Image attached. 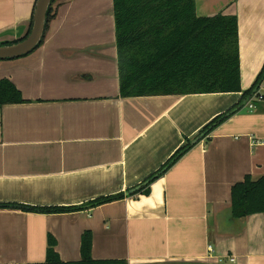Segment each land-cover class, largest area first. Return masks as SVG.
<instances>
[{
    "label": "crops",
    "instance_id": "obj_1",
    "mask_svg": "<svg viewBox=\"0 0 264 264\" xmlns=\"http://www.w3.org/2000/svg\"><path fill=\"white\" fill-rule=\"evenodd\" d=\"M35 3L0 0V44L25 36ZM51 8L42 43L0 59V79L24 100L0 106V205L125 196L61 213L0 206V264L44 262L50 236L61 261L79 260L87 230L94 260L264 264V213L235 218L230 196L245 176L264 175L262 106L245 105L200 139L242 92L121 97L113 1L55 0ZM195 10L236 17L240 86L250 88L264 65V0H195ZM186 139L192 147L148 193L137 192Z\"/></svg>",
    "mask_w": 264,
    "mask_h": 264
},
{
    "label": "trees",
    "instance_id": "obj_2",
    "mask_svg": "<svg viewBox=\"0 0 264 264\" xmlns=\"http://www.w3.org/2000/svg\"><path fill=\"white\" fill-rule=\"evenodd\" d=\"M54 1L47 9L44 31L35 48L43 41L47 24L53 16L51 5ZM112 1L121 97L242 92L236 105L217 115L200 130L197 136L202 139L244 107L264 83L263 65L250 88L241 89L237 19L234 15L198 16L195 0ZM31 26L32 18L24 37L0 45L21 41L29 34ZM23 101L20 91L9 79H0V106ZM255 104L261 108L260 103L255 101ZM191 147L190 140L186 139L182 147L145 179L146 184L137 192L148 193L149 184ZM124 196V193L108 195L78 206H0L45 214L61 213L101 205ZM230 196L233 217L264 213V175L255 180L245 176L231 187ZM54 244L50 236L44 262L23 264H127L124 260H94L91 256L92 233L89 230L81 236L79 260L61 261Z\"/></svg>",
    "mask_w": 264,
    "mask_h": 264
},
{
    "label": "water",
    "instance_id": "obj_3",
    "mask_svg": "<svg viewBox=\"0 0 264 264\" xmlns=\"http://www.w3.org/2000/svg\"><path fill=\"white\" fill-rule=\"evenodd\" d=\"M51 1L52 0H36L29 34L21 41L8 45H0V59L20 57L29 53L38 45L44 31L46 12ZM234 111L235 109L230 113ZM139 187L140 185L134 190Z\"/></svg>",
    "mask_w": 264,
    "mask_h": 264
},
{
    "label": "built area",
    "instance_id": "obj_4",
    "mask_svg": "<svg viewBox=\"0 0 264 264\" xmlns=\"http://www.w3.org/2000/svg\"><path fill=\"white\" fill-rule=\"evenodd\" d=\"M262 85L260 86L259 90L256 93H254L253 97L247 101L246 106L249 110L257 109V105L255 104V101L260 103L262 108L264 109V88L261 89ZM209 251H212L211 247H209ZM216 258H217V262L220 264L223 263L224 260L226 259V257L224 256H218ZM228 260L229 262H234V258H228Z\"/></svg>",
    "mask_w": 264,
    "mask_h": 264
}]
</instances>
